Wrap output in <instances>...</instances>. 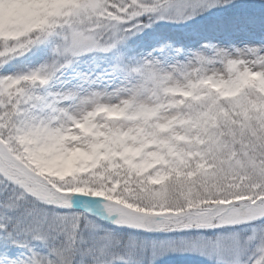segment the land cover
I'll list each match as a JSON object with an SVG mask.
<instances>
[{
	"label": "snow or ice",
	"instance_id": "snow-or-ice-1",
	"mask_svg": "<svg viewBox=\"0 0 264 264\" xmlns=\"http://www.w3.org/2000/svg\"><path fill=\"white\" fill-rule=\"evenodd\" d=\"M0 264H264V0H0Z\"/></svg>",
	"mask_w": 264,
	"mask_h": 264
}]
</instances>
